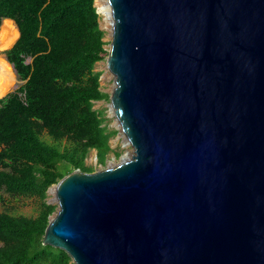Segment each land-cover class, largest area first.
Listing matches in <instances>:
<instances>
[{
	"label": "water",
	"instance_id": "1",
	"mask_svg": "<svg viewBox=\"0 0 264 264\" xmlns=\"http://www.w3.org/2000/svg\"><path fill=\"white\" fill-rule=\"evenodd\" d=\"M106 2L133 151L48 187L43 244L74 264H264V0Z\"/></svg>",
	"mask_w": 264,
	"mask_h": 264
},
{
	"label": "trees",
	"instance_id": "2",
	"mask_svg": "<svg viewBox=\"0 0 264 264\" xmlns=\"http://www.w3.org/2000/svg\"><path fill=\"white\" fill-rule=\"evenodd\" d=\"M5 18L18 36L3 53L21 83L0 97V191L38 204L34 215L0 210V264H74L42 242L56 210L46 192L75 168L93 171L91 149L100 164L112 151L117 129L94 108L109 97L95 70L107 54L105 30L94 0H0Z\"/></svg>",
	"mask_w": 264,
	"mask_h": 264
},
{
	"label": "rangeland",
	"instance_id": "3",
	"mask_svg": "<svg viewBox=\"0 0 264 264\" xmlns=\"http://www.w3.org/2000/svg\"><path fill=\"white\" fill-rule=\"evenodd\" d=\"M103 16H104L103 13L100 12L99 13V23H100V26L104 28L105 30L104 39L109 41L110 34H109V30L107 29L108 27L105 24V21L103 19ZM4 21L9 22V20L2 19L0 20V24ZM15 39H16V35L15 33H12L0 41V45L4 42H7V41L9 42L8 46H4L0 48V59L6 60L3 51L7 47H9L15 41ZM29 60L30 59H28V61ZM95 70L101 71V77H100L101 89L110 93L111 89L113 88V84H114L113 74L107 69L105 58L96 62ZM20 83H21V80H19L15 74L14 81L11 83V85L8 86L9 89L7 90V92L17 88ZM94 108L103 111V114L105 117L104 123H106L110 129H114V127L115 129H117V132L111 135L109 139L110 145L112 147V151L108 153L106 162L104 164L97 163V154H96L95 149H91L90 152L88 153V156L85 159L86 164L92 165L94 167V170H96L98 168L104 167L105 165H108L109 163L119 162L120 159L124 155H126L125 157L129 156L132 153L133 149H132V146L128 143V141L125 139L126 137L122 134L119 128V125H118V121L116 117L114 116L113 111L110 109L111 106H110L109 97L107 99H100V100L94 101ZM125 141L127 142V144ZM115 152H118V155H116ZM46 195H47L46 200H50L53 197L52 194H49V193H47ZM37 204H38V199L36 197L9 195V193L5 191H0V210H3L5 207H7L11 211L23 213L26 215H34L36 212Z\"/></svg>",
	"mask_w": 264,
	"mask_h": 264
},
{
	"label": "bare ground",
	"instance_id": "4",
	"mask_svg": "<svg viewBox=\"0 0 264 264\" xmlns=\"http://www.w3.org/2000/svg\"><path fill=\"white\" fill-rule=\"evenodd\" d=\"M95 4H97L96 5L97 8L99 7L98 8L99 13L100 12L103 13V15H104L103 19H104L107 27L110 26L109 8H108V4H107L106 0H95ZM5 20H9V22L4 21L0 24V41L12 33H15L16 38H17L18 32H17V28H16L14 22L11 19L5 18ZM8 43H9L8 41L2 43L0 45V48H2L4 46H8ZM13 81H14V73H13L9 63L5 59H0V97L6 94L7 90L9 89L8 86L11 85V83ZM126 144H127V142H126ZM125 156L126 155H124L122 158H126Z\"/></svg>",
	"mask_w": 264,
	"mask_h": 264
}]
</instances>
